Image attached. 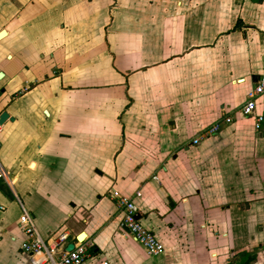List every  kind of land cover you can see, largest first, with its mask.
I'll use <instances>...</instances> for the list:
<instances>
[{
    "label": "crops",
    "instance_id": "1",
    "mask_svg": "<svg viewBox=\"0 0 264 264\" xmlns=\"http://www.w3.org/2000/svg\"><path fill=\"white\" fill-rule=\"evenodd\" d=\"M262 76L264 0H0V264H34L24 210L84 264H264V126L240 112Z\"/></svg>",
    "mask_w": 264,
    "mask_h": 264
},
{
    "label": "built area",
    "instance_id": "2",
    "mask_svg": "<svg viewBox=\"0 0 264 264\" xmlns=\"http://www.w3.org/2000/svg\"><path fill=\"white\" fill-rule=\"evenodd\" d=\"M264 94V76L258 78L254 88L249 91L247 100L242 105L240 112L245 117L254 120V129L260 132L264 126V113L257 112V99ZM229 121V120H227ZM219 130V125H214L209 132L200 135L193 140V144H198L205 136L214 134ZM1 150V140H0ZM0 180L6 181V173L0 162ZM137 196L140 194L137 192ZM121 216V225L128 234L147 253L148 256H157L164 251L163 244L157 239L155 234L147 229L141 222L138 208L133 199L124 196L115 197ZM21 231L25 235V240L21 244V250L30 256L34 264H84L90 257V250L93 244L88 239H77L73 243V249L68 251L70 234L60 232L48 239L42 238L39 234L33 218L24 210L19 218Z\"/></svg>",
    "mask_w": 264,
    "mask_h": 264
},
{
    "label": "water",
    "instance_id": "3",
    "mask_svg": "<svg viewBox=\"0 0 264 264\" xmlns=\"http://www.w3.org/2000/svg\"><path fill=\"white\" fill-rule=\"evenodd\" d=\"M9 118L8 114L6 112H2L0 114V126L3 125ZM11 120V119H10ZM73 249V244H70L68 247H67V250L70 251Z\"/></svg>",
    "mask_w": 264,
    "mask_h": 264
},
{
    "label": "trees",
    "instance_id": "4",
    "mask_svg": "<svg viewBox=\"0 0 264 264\" xmlns=\"http://www.w3.org/2000/svg\"><path fill=\"white\" fill-rule=\"evenodd\" d=\"M262 0H258V2L260 3ZM243 256H245V264H250L252 261L255 260V256H252L250 254H244Z\"/></svg>",
    "mask_w": 264,
    "mask_h": 264
},
{
    "label": "bare ground",
    "instance_id": "5",
    "mask_svg": "<svg viewBox=\"0 0 264 264\" xmlns=\"http://www.w3.org/2000/svg\"><path fill=\"white\" fill-rule=\"evenodd\" d=\"M83 238H80V240H82Z\"/></svg>",
    "mask_w": 264,
    "mask_h": 264
}]
</instances>
